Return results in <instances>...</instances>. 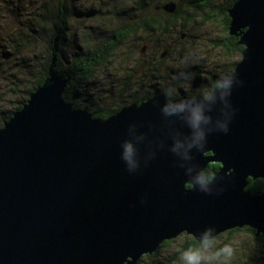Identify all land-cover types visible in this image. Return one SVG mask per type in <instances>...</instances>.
Wrapping results in <instances>:
<instances>
[{
    "label": "water",
    "instance_id": "water-1",
    "mask_svg": "<svg viewBox=\"0 0 264 264\" xmlns=\"http://www.w3.org/2000/svg\"><path fill=\"white\" fill-rule=\"evenodd\" d=\"M229 16L242 59L208 99L159 94L100 122L54 78L14 113L0 130V264H138L182 234L264 235V192L247 190L264 179V0Z\"/></svg>",
    "mask_w": 264,
    "mask_h": 264
},
{
    "label": "trees",
    "instance_id": "trees-1",
    "mask_svg": "<svg viewBox=\"0 0 264 264\" xmlns=\"http://www.w3.org/2000/svg\"><path fill=\"white\" fill-rule=\"evenodd\" d=\"M4 1L0 0L1 13L8 9L2 6ZM237 1L126 0L124 4L128 8L124 15H127L125 17L129 22L123 23L120 20L123 26L119 25L118 18L122 16L117 12L119 7L106 8L107 12L98 2H95V5L100 9L99 17L94 16L93 10L84 15L82 9L75 11L81 0H39V3L32 4L33 8L26 14L19 10L14 13L12 11L15 9L12 8L14 17L10 18L9 22H2L0 19V130L14 113L23 108L39 87L54 78L68 81L63 98L74 108L89 111L100 122L114 116L129 104L120 105L118 108H101L98 106L97 97H89L87 85L97 77L100 68L115 64L114 61L117 60L118 54L125 51L123 49L131 36H136L141 41L143 39V42L160 41L175 34L177 26L180 25L184 29L186 25L195 22V19L185 18L186 10L205 14L207 22H219L225 33V40L219 44L218 49L224 50L227 57H239V62L244 47L239 45L238 37L230 34L229 16V10ZM169 3L177 5L174 14L163 10ZM103 11L109 14V18L101 17L105 14ZM91 12L92 14H89ZM92 19L94 24H89ZM103 33L105 38H99ZM171 54V50L167 51L164 58L161 55V60ZM135 58L138 63L144 62L141 53L135 54ZM238 62L232 64L226 76L233 73ZM136 72L137 70H133L132 76H135ZM220 79L222 77L213 76L208 98L220 87ZM164 94L171 99L179 98L172 97L170 92ZM198 97L206 98L202 95ZM150 98L146 96L132 104L139 105ZM220 168V164H209L204 172V180L210 181ZM247 190L253 195L261 194L264 192V179H249ZM181 238L186 242L174 254L171 261L173 264H184L182 254L189 250L202 257L200 264H264V235H258L256 230L247 226L229 230L204 242L182 234L176 239L164 242L154 254L144 256L138 264H141L144 258L150 261L158 260L168 247Z\"/></svg>",
    "mask_w": 264,
    "mask_h": 264
},
{
    "label": "rangeland",
    "instance_id": "rangeland-1",
    "mask_svg": "<svg viewBox=\"0 0 264 264\" xmlns=\"http://www.w3.org/2000/svg\"><path fill=\"white\" fill-rule=\"evenodd\" d=\"M125 1L81 0L76 5L75 11L79 12L82 9L81 12L84 15L89 10H93L94 16L99 17L100 9L96 7L95 2L102 4L103 9L119 7L117 12L119 15L122 14L118 18L119 23L120 20L125 23L129 22V19L125 17L127 15H124L128 8L124 4ZM221 1L224 2V0ZM36 3H39V0H5L2 6L9 10L0 12V19L2 22H9L10 18L14 17L11 13L12 8L15 9L12 11L14 13L19 10L23 11L22 14H26L33 8L32 4ZM105 11L101 17L109 18V14ZM184 16L195 19V22L186 25L184 29L180 25L177 26L175 34L160 41L143 42V39L141 41L138 37L131 36L125 44L123 49L125 51L118 54L117 60L114 61L115 66L108 65L100 68L97 77L87 85L89 97L92 99L97 97L98 106L109 109L118 108L123 104L131 105L134 101L146 96L152 98L164 92H170L172 97L188 94L207 97L213 76L226 77L232 64L238 62L239 57H227L224 50L218 49L219 44L225 40V33L219 22H207L205 14L194 10L184 11ZM89 24H94L93 19ZM119 25L123 26L122 23ZM105 36L103 33L99 38H105ZM144 44H147L144 62L138 63L135 54L141 53ZM165 50L168 52L171 50L172 54L161 60ZM121 63L125 65L119 66ZM133 70H137L135 76H132ZM185 242L186 240L181 238L168 247L158 260L150 261L144 258L141 264H173L171 261L174 254Z\"/></svg>",
    "mask_w": 264,
    "mask_h": 264
},
{
    "label": "clouds",
    "instance_id": "clouds-1",
    "mask_svg": "<svg viewBox=\"0 0 264 264\" xmlns=\"http://www.w3.org/2000/svg\"><path fill=\"white\" fill-rule=\"evenodd\" d=\"M182 259L185 264H200L202 257H200L197 252L189 250L182 254Z\"/></svg>",
    "mask_w": 264,
    "mask_h": 264
},
{
    "label": "flooded vegetation",
    "instance_id": "flooded-vegetation-1",
    "mask_svg": "<svg viewBox=\"0 0 264 264\" xmlns=\"http://www.w3.org/2000/svg\"><path fill=\"white\" fill-rule=\"evenodd\" d=\"M211 86H212V85H210V87H209L210 89H211ZM205 99H208V97H206Z\"/></svg>",
    "mask_w": 264,
    "mask_h": 264
}]
</instances>
